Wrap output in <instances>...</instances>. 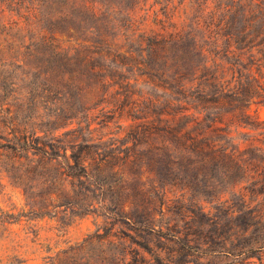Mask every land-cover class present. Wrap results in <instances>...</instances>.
Masks as SVG:
<instances>
[{
	"label": "rangeland",
	"instance_id": "obj_1",
	"mask_svg": "<svg viewBox=\"0 0 264 264\" xmlns=\"http://www.w3.org/2000/svg\"><path fill=\"white\" fill-rule=\"evenodd\" d=\"M47 1L35 14L31 0H9L12 12L0 0V40L51 28L69 61L56 68L76 70L52 84L57 65L39 41L34 53L0 52V264H264V80L202 73L195 50L169 84L171 55L196 43L171 34L202 38L196 24L213 17L194 18L191 0H91L98 25L83 0H55L69 5L58 17ZM172 86L187 89L189 109L197 88L226 96L221 130L185 127Z\"/></svg>",
	"mask_w": 264,
	"mask_h": 264
},
{
	"label": "trees",
	"instance_id": "obj_2",
	"mask_svg": "<svg viewBox=\"0 0 264 264\" xmlns=\"http://www.w3.org/2000/svg\"><path fill=\"white\" fill-rule=\"evenodd\" d=\"M3 1V4L6 3V8L4 9L5 11L8 10L12 12L13 10H16V8L12 7V4H7L9 0ZM48 1L50 2L49 5L52 9L47 15H51L52 17L62 15L59 10H55V7L59 6L58 2L55 0ZM64 1L68 2L69 0ZM97 2L83 0L80 1L79 4L82 9L88 10L89 12L86 19L88 21L92 20V22L96 21L99 25V17L97 16V13H95V8L92 7L95 6V3ZM191 2L195 4V6L191 9V12H196L194 18L196 14H199V18H201L202 11H205L206 15L213 17V19H210L207 22L202 20L196 24L195 28L198 29L203 24L205 25L202 28V32L206 33V35H203L202 38L191 34L185 35L188 30H183V33L175 32V34H171V39H169L170 43L174 40V42H176V40L181 42L185 37L193 38L196 43L191 44L194 49H188L187 54L185 55H171L170 59L173 61V64L170 63L171 71L168 72L170 79L169 84H180L179 77H183V70L186 64L193 65V62L189 59L187 60V57L189 54H194L196 52H198L199 56H202V59L196 65V68L202 69V73L204 69L207 70L208 68L215 66L219 71H228V74L230 73V75L231 73L233 75L236 74L239 79H248L249 81L246 84H254L256 82L255 73H258L264 80V19L254 20L252 18L257 9H262L264 0H191ZM24 3L25 1L23 4ZM38 3L42 4V0H31L32 6L29 10L35 12V14L39 13ZM21 5H18V7ZM72 5H76V0L72 1ZM60 6L69 7V5L65 3ZM96 9L98 10L97 7ZM224 13L233 16H242L243 20L235 21L220 18L219 15ZM30 16L35 17L36 15L31 14ZM17 17L25 18V16L22 15ZM214 18L216 20H214ZM5 25H7L9 30L22 26L18 20L6 21ZM98 25L96 27H98ZM74 27L76 26H65L66 29H74ZM50 29L51 28L43 30L40 36L37 37H24L19 35V33L18 35L14 34L6 37L3 40H0V52L10 56L15 51L23 53L30 50L34 53L33 50L37 47L35 44L39 41L40 44L46 46L45 49H49L47 52L50 55V60H54L55 65H57L51 68L50 71L45 72L46 75H49L51 83L57 84V82L61 80L62 84H69L74 81L76 70L61 71L56 68L62 67L64 69V67L68 65L69 61L67 60L68 55L64 53L65 48L60 47L57 43H55V38L49 36L48 33L51 31ZM204 40H207L209 45H213L211 47H205ZM198 43H200V46H198ZM171 51H177L178 53L179 48L173 46ZM25 65L26 64H23V66ZM250 67L254 69V72L249 71ZM166 90V96L174 97L176 100L175 104L178 105L176 115H179L182 119L185 116L187 117L190 115L191 119L185 121V127L189 125L192 127H199V135H204L206 132L216 133L221 130L218 127V124L220 123L222 113H224L226 111L225 109H227L225 104H223L224 101H227L224 100L226 96H221L219 93L207 94L205 91L197 88L195 97L196 100L192 102V106L189 109L188 107L182 105V103L186 100V88L181 89L180 86H172ZM244 92L246 93V90ZM146 95L151 98L157 97V94L153 93ZM232 111L234 115H245L244 111L239 106H236L232 109ZM186 145L187 148H194L195 150L199 148V145L195 140L189 139V143ZM206 146H208V144ZM222 153L226 154V150ZM230 160L232 162L231 156ZM211 162L215 163V157L212 158ZM198 163L203 164V160H200ZM260 243L263 244L264 241L260 240Z\"/></svg>",
	"mask_w": 264,
	"mask_h": 264
}]
</instances>
